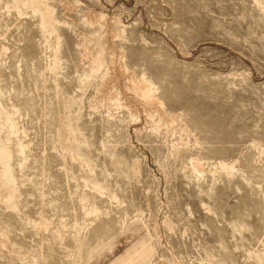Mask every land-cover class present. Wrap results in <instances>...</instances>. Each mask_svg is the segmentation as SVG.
Segmentation results:
<instances>
[{
	"label": "rangeland",
	"instance_id": "obj_1",
	"mask_svg": "<svg viewBox=\"0 0 264 264\" xmlns=\"http://www.w3.org/2000/svg\"><path fill=\"white\" fill-rule=\"evenodd\" d=\"M0 264H264V0H0Z\"/></svg>",
	"mask_w": 264,
	"mask_h": 264
},
{
	"label": "bare ground",
	"instance_id": "obj_2",
	"mask_svg": "<svg viewBox=\"0 0 264 264\" xmlns=\"http://www.w3.org/2000/svg\"><path fill=\"white\" fill-rule=\"evenodd\" d=\"M136 91L137 93L144 98H149V95L147 94V90L145 89V87L142 85V83L138 82V86L136 87Z\"/></svg>",
	"mask_w": 264,
	"mask_h": 264
}]
</instances>
